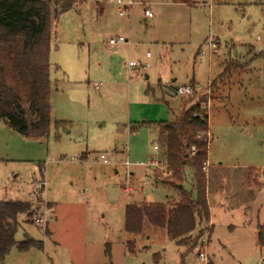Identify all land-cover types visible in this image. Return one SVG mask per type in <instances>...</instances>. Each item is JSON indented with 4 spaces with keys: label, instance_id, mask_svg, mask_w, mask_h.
<instances>
[{
    "label": "rangeland",
    "instance_id": "1",
    "mask_svg": "<svg viewBox=\"0 0 264 264\" xmlns=\"http://www.w3.org/2000/svg\"><path fill=\"white\" fill-rule=\"evenodd\" d=\"M116 1L79 0L53 25L50 118L67 127L57 134L52 125L48 137L34 139L0 124V201L32 203L36 214L19 218L15 241L43 244L24 253L13 247L1 264H258L264 256L257 242V222L264 240V0H132L126 16L118 15ZM118 36L129 43L111 49L108 40ZM211 39L218 41L216 52L197 64ZM227 66L236 69L220 78ZM188 84L197 94L174 95ZM201 101L209 164L234 169L250 185L244 180L241 199H230L227 186L237 185L235 178L228 184L202 169L205 188L210 184L209 219L187 246L147 224L139 236L126 233L125 206H166L178 198V182L162 164L165 137L147 124L174 122ZM156 159L162 166L149 171ZM183 175L190 190L192 170ZM40 180L47 183L44 200L34 193ZM39 215L45 229L34 224Z\"/></svg>",
    "mask_w": 264,
    "mask_h": 264
},
{
    "label": "trees",
    "instance_id": "2",
    "mask_svg": "<svg viewBox=\"0 0 264 264\" xmlns=\"http://www.w3.org/2000/svg\"><path fill=\"white\" fill-rule=\"evenodd\" d=\"M171 1L191 3V0ZM77 3L79 0H0V124L25 138H46L52 125L57 134L68 125L62 121L52 122L50 118L54 84L50 76L49 56L54 23L61 14L74 9ZM231 69L236 67L227 66L220 78L228 76ZM202 103L204 101L187 110L182 109L174 122L147 124L151 128L158 127L165 137V164L178 182V198L166 206L148 203L125 206L126 233L139 236L147 224L164 230L177 245L187 246L197 225L202 219H208L202 173L208 153V117ZM198 135L201 137L197 138ZM191 147L195 148L194 155H190ZM187 167L192 170L190 190L182 186ZM36 211L30 202L0 201V264L13 247L21 253L43 249V244L27 237L20 243L15 241L19 218L35 215ZM258 229L257 242L264 247L263 232ZM128 247L133 251V243Z\"/></svg>",
    "mask_w": 264,
    "mask_h": 264
},
{
    "label": "built area",
    "instance_id": "3",
    "mask_svg": "<svg viewBox=\"0 0 264 264\" xmlns=\"http://www.w3.org/2000/svg\"><path fill=\"white\" fill-rule=\"evenodd\" d=\"M134 4L135 3L132 0H127V1L117 0L116 1V6H117V13H118V15L119 16H126V15L130 14V9L132 8V6H134ZM143 14H144V17L146 19L153 18L151 11L148 10V9H144L143 10ZM127 43H129V41L125 37H122V36L113 37V38H110L108 40V46L111 49H118L120 46L125 45ZM217 46H218V41L211 39L207 43L206 50H200L198 52V62H197V64L198 63H201L203 61V57L206 55V53L209 56H211L213 53H215L216 52V49H217ZM134 66H135V64L133 62H129L128 63V67L129 68H132ZM207 86H209V84ZM95 89L96 90H99V87L96 86ZM197 91H198V88H195L191 84H188L186 86H181V87L176 88L173 93H174V95H176L178 97L185 98V97H188V96L193 95ZM200 137H201V135H198L197 136V138H200ZM154 150L158 151L159 149H158L157 146H155L154 147ZM194 154H195V148L194 147H191L190 148V155H194ZM100 160H101V162H102L103 165H108L109 164L108 159L104 155H101L100 156ZM161 163L162 162H159L158 159H156L154 161H151L147 165L148 166V169H150L149 171H151L153 167L155 168V167H158V166H162V164L164 166H166L165 160H164V163H162V164ZM125 166L128 167L130 165H129L128 162H125ZM205 168H206V164L204 166V169ZM145 179H146V181L151 182L150 181V178H149V175ZM46 186H47V183L45 181H41V180L34 185V193H35V195L37 197L43 199V200L45 199L44 198V191H45ZM34 224L37 226V228L45 229L46 228V225H47V219L44 218L43 216L39 215V216H37L34 219ZM200 242H201V243H199V246L200 247H201L202 243L206 245V239H201ZM196 251L199 252V254H198L199 260L204 261V263H206L205 254L202 253L197 247H196ZM258 264H264V256H261L260 257V259L258 261Z\"/></svg>",
    "mask_w": 264,
    "mask_h": 264
},
{
    "label": "crops",
    "instance_id": "4",
    "mask_svg": "<svg viewBox=\"0 0 264 264\" xmlns=\"http://www.w3.org/2000/svg\"><path fill=\"white\" fill-rule=\"evenodd\" d=\"M132 41H136V38H132ZM158 122H164V121L160 120ZM154 123H157V122H154ZM85 158L86 157H84V159ZM206 166H207V168L209 167L210 169H213L212 170L213 171V175H212L213 178L214 177H222V178L224 177V181L228 182V184H231V180H232V182H234V178H235V181H237V185L233 184V185H228L227 186L229 188V191H232L231 194H230V199H233L234 197L236 199H241L240 197H237V195H238V192L239 193H241V192L244 193V191H245V187L243 186L244 185V180H245V182L248 185H250L247 182L248 181L247 180V176H246L245 179H243L242 176L239 177V175L237 173H235L234 169L225 168L222 164H219L217 167L216 166L215 167L211 166V164H209V162H208V153H207ZM230 170H232V171H230ZM130 175L132 176V173H130ZM227 187H226V189H227ZM218 190H220L223 193V194H221L222 195L221 197H223L225 195L224 194L225 190H221L220 186L218 187ZM207 194H208V197H209V195H210V184H209V182L207 183V187H206V202H207V208L209 210L208 201H207L208 200ZM224 199H226V197H224ZM208 214H209V211H208ZM259 226H261V225L257 222V228H259ZM262 226H264V225H262ZM257 228H256V232H257ZM257 234H258V232H257Z\"/></svg>",
    "mask_w": 264,
    "mask_h": 264
}]
</instances>
